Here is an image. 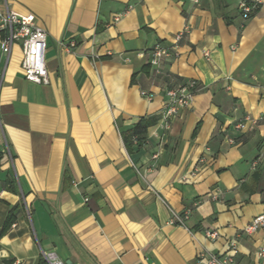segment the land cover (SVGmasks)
<instances>
[{
	"label": "crops",
	"instance_id": "crops-1",
	"mask_svg": "<svg viewBox=\"0 0 264 264\" xmlns=\"http://www.w3.org/2000/svg\"><path fill=\"white\" fill-rule=\"evenodd\" d=\"M255 1L7 0L46 33L48 84L24 80L19 45L0 53V264H205L232 242L235 264H264V229L243 233L264 214V6L239 9ZM183 31L154 75L151 49Z\"/></svg>",
	"mask_w": 264,
	"mask_h": 264
},
{
	"label": "built area",
	"instance_id": "built-area-1",
	"mask_svg": "<svg viewBox=\"0 0 264 264\" xmlns=\"http://www.w3.org/2000/svg\"><path fill=\"white\" fill-rule=\"evenodd\" d=\"M192 3H197V0H190ZM259 6H264V0H256L252 6L246 5L244 2L239 4V9L242 13V18L247 19L252 10ZM185 32L178 33L170 47L162 44L155 45L150 52L149 66L153 70L154 75L160 74V68L165 61H168L177 56V45L181 41ZM19 45L21 48V69L25 81L37 85H47L48 75L45 62L46 51V33L41 28L36 18L32 14L19 15L8 8L7 0H3L0 6V53L7 58L10 56L12 48ZM74 47V43H70V47ZM197 87L194 82H186L183 84H173L165 93L167 103L162 111L163 129H168L170 120L177 114L179 109L187 108L191 99L196 92ZM143 96H146L143 93ZM147 97V96H146ZM264 117L259 118L263 120ZM253 124L256 121L246 119ZM237 129H243V124H238ZM219 193L212 196L215 199ZM189 212H184L177 216L172 214V225H177L185 228ZM260 229H264V214L255 217L244 229L243 233L250 235ZM209 239H216V233L206 232ZM229 253L221 257L209 256L207 259H200L199 263L205 264H235L231 252L235 251V243L230 244ZM42 257L47 264H66L54 252H42Z\"/></svg>",
	"mask_w": 264,
	"mask_h": 264
},
{
	"label": "trees",
	"instance_id": "trees-1",
	"mask_svg": "<svg viewBox=\"0 0 264 264\" xmlns=\"http://www.w3.org/2000/svg\"><path fill=\"white\" fill-rule=\"evenodd\" d=\"M147 123L143 120H140L139 123L134 125L132 128L121 132V138L123 141V144L128 152L131 151V148L133 147V144L135 142H140L143 140L144 136L147 132ZM13 223L12 216H9L5 222L3 232L6 231L8 227Z\"/></svg>",
	"mask_w": 264,
	"mask_h": 264
},
{
	"label": "water",
	"instance_id": "water-1",
	"mask_svg": "<svg viewBox=\"0 0 264 264\" xmlns=\"http://www.w3.org/2000/svg\"><path fill=\"white\" fill-rule=\"evenodd\" d=\"M67 264H69V263H67Z\"/></svg>",
	"mask_w": 264,
	"mask_h": 264
}]
</instances>
